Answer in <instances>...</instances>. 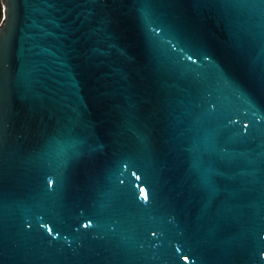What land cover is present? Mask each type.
Here are the masks:
<instances>
[{
  "label": "water",
  "instance_id": "water-1",
  "mask_svg": "<svg viewBox=\"0 0 264 264\" xmlns=\"http://www.w3.org/2000/svg\"><path fill=\"white\" fill-rule=\"evenodd\" d=\"M0 3V264H264V0Z\"/></svg>",
  "mask_w": 264,
  "mask_h": 264
},
{
  "label": "trees",
  "instance_id": "trees-1",
  "mask_svg": "<svg viewBox=\"0 0 264 264\" xmlns=\"http://www.w3.org/2000/svg\"><path fill=\"white\" fill-rule=\"evenodd\" d=\"M2 14H3V10H2V5L0 3V23H1V20H2Z\"/></svg>",
  "mask_w": 264,
  "mask_h": 264
}]
</instances>
